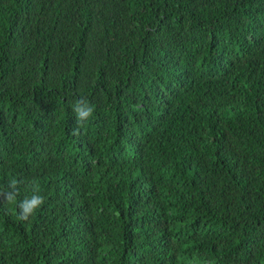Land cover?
<instances>
[{
	"label": "trees",
	"instance_id": "16d2710c",
	"mask_svg": "<svg viewBox=\"0 0 264 264\" xmlns=\"http://www.w3.org/2000/svg\"><path fill=\"white\" fill-rule=\"evenodd\" d=\"M12 178L0 264H264V0H0Z\"/></svg>",
	"mask_w": 264,
	"mask_h": 264
},
{
	"label": "clouds",
	"instance_id": "9594fccd",
	"mask_svg": "<svg viewBox=\"0 0 264 264\" xmlns=\"http://www.w3.org/2000/svg\"><path fill=\"white\" fill-rule=\"evenodd\" d=\"M72 110L76 115L77 127L73 128V135L80 134V127L87 121L94 112V107L89 104L85 97H80L72 103ZM19 195L18 181L15 178L10 179L7 191H0V196L8 204H15ZM45 198L40 194L38 186H33L31 195L25 196L18 203L19 214L17 218L21 221H28L31 216L43 205Z\"/></svg>",
	"mask_w": 264,
	"mask_h": 264
}]
</instances>
